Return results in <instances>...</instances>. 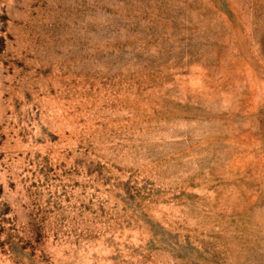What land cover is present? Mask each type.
<instances>
[{"label":"rangeland","instance_id":"1","mask_svg":"<svg viewBox=\"0 0 264 264\" xmlns=\"http://www.w3.org/2000/svg\"><path fill=\"white\" fill-rule=\"evenodd\" d=\"M0 264H264V0H0Z\"/></svg>","mask_w":264,"mask_h":264}]
</instances>
